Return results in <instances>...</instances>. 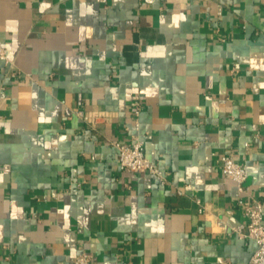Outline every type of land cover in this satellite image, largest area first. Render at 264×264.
I'll list each match as a JSON object with an SVG mask.
<instances>
[{
	"label": "crops",
	"instance_id": "obj_1",
	"mask_svg": "<svg viewBox=\"0 0 264 264\" xmlns=\"http://www.w3.org/2000/svg\"><path fill=\"white\" fill-rule=\"evenodd\" d=\"M0 41V264L248 262L232 227L239 197L264 218V0H0ZM134 138L165 184L120 171L110 141Z\"/></svg>",
	"mask_w": 264,
	"mask_h": 264
},
{
	"label": "built area",
	"instance_id": "obj_2",
	"mask_svg": "<svg viewBox=\"0 0 264 264\" xmlns=\"http://www.w3.org/2000/svg\"><path fill=\"white\" fill-rule=\"evenodd\" d=\"M0 60L6 61L5 48L0 41ZM80 117H86L87 113L83 110H77ZM133 114L135 117L139 114V104L134 106ZM136 118V127H137ZM110 143L117 149L118 168L124 172H139L152 175L160 184L167 181L165 173L152 163L144 152V141L140 138H134L132 142H120L112 140ZM221 174L225 179L233 181L238 193L244 191V182L247 177V170L244 164L235 160L229 153L220 156ZM199 205V211H203L200 201L195 199ZM238 205L243 209L246 217L244 223L232 227V231L242 239H251L255 242L256 248L247 263L243 264H264V218L263 206L259 200H249L239 197ZM71 264H91V256L88 253H80L73 257Z\"/></svg>",
	"mask_w": 264,
	"mask_h": 264
}]
</instances>
